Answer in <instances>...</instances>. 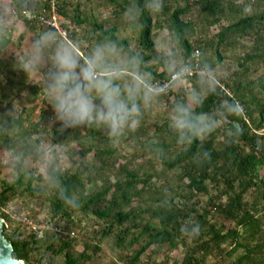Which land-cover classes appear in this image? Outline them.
I'll list each match as a JSON object with an SVG mask.
<instances>
[{
	"label": "trees",
	"instance_id": "1",
	"mask_svg": "<svg viewBox=\"0 0 264 264\" xmlns=\"http://www.w3.org/2000/svg\"><path fill=\"white\" fill-rule=\"evenodd\" d=\"M47 1L12 0V4L24 25L34 29L37 25L28 21L22 12L39 13ZM108 4L111 17L108 16L106 24L95 16L92 21L87 19L91 15L79 4L58 0L59 23L71 29L75 44L82 25L88 24L93 34L87 39V47L103 42L125 52L133 62L116 72L125 70L134 84L142 83L148 102L152 98L159 106L165 105L166 116L159 115L152 138L141 140L146 136V129L132 128L130 123L136 118L135 111L142 109L144 99L138 94L120 95L122 107L109 99L105 94L108 91L119 95L118 89L114 90L117 83L110 86L113 80L109 81L110 77L105 75L113 70L105 63L90 69L86 52L74 60L75 66L80 65L88 74L86 85L95 81L94 72L95 78L101 77L100 85L108 80L110 86L94 98L98 108L94 120L71 115L65 122L48 129L50 112L44 109L36 121L22 114L0 120V150L18 157L14 177L11 180L0 177V217L5 223L12 225L1 209L14 197L47 193L40 185L44 180L42 175L22 169L25 158L36 157L35 144L45 140L42 133L47 129L54 143L77 145L73 152L77 158L69 167L50 166L46 170V187L51 191L45 198L50 213L47 221L60 226L67 221L73 226L68 232L78 233L76 215L94 219L90 237L81 244L80 251L76 250L81 240L78 234L70 237L47 231L43 238H37L32 232L26 234L20 224L11 228L4 226L3 235L12 244V257L26 264H53L38 256L43 250L62 256V264H87L101 251L100 242L113 235L121 251L110 264H264V179H259L264 171V134L255 132L264 129V102L257 104L256 119L248 109L244 94L250 84H245L251 71L247 60L257 63L260 59L264 63V0H108ZM112 20L116 23H111ZM222 20L225 24L214 36L217 47H234L236 39L247 36L252 37L257 51V54L247 53L240 62L243 74L224 81V85L231 87L232 96L223 93L213 82L208 86L205 78L197 76L179 83L181 86L168 95L150 93L149 83L166 80L178 69H168L169 56L157 51L154 29L169 31L184 62L200 50L201 66L210 73L215 62L205 51L211 50L214 44L208 40L207 32ZM126 24L138 29L137 51L131 50L127 41L116 35L117 27ZM39 27L49 31L55 44L67 46L52 39L53 29ZM9 43V38L0 37V55ZM217 59H221L219 54ZM65 76V66L55 61L50 65L49 74L44 76L45 88L73 91L74 82L64 79ZM27 78L28 69L22 64L14 65L13 61H3L0 57V103L14 97L25 86ZM261 80L264 93V73ZM83 88L81 84L80 89ZM38 92L43 91L32 88V93ZM189 96L193 107L188 103ZM169 97L172 100L164 104V99ZM237 102L243 107L248 122L243 120ZM56 104L67 113L65 106L57 101ZM171 116L180 122L174 124ZM200 116L206 120L201 122ZM217 121L219 126L215 125ZM88 141H101L103 147H94ZM127 142L136 147L133 159L150 156L165 169H178L179 187L156 185L151 181L153 173L139 174L128 167L126 160L120 164L116 152L121 143ZM89 154L92 160L88 159ZM88 185L94 186L90 192H86ZM201 196L206 197L202 206ZM126 247H129L127 251ZM150 247L166 248L167 253L179 251L180 257L169 263L165 254L157 261L151 251L147 252ZM143 255L147 260H143Z\"/></svg>",
	"mask_w": 264,
	"mask_h": 264
},
{
	"label": "rangeland",
	"instance_id": "2",
	"mask_svg": "<svg viewBox=\"0 0 264 264\" xmlns=\"http://www.w3.org/2000/svg\"><path fill=\"white\" fill-rule=\"evenodd\" d=\"M71 4H79L80 8L87 12V19L90 21L94 20L92 16H95L96 20L102 19L108 24V16L111 17V8L108 4V0H69ZM240 2V1H238ZM71 5V7H72ZM70 10V9H69ZM253 11V9H250ZM92 17V18H91ZM111 23H116L114 20ZM225 21L222 20L220 24L212 26L208 29L207 38L213 42L212 49L205 51L207 57L214 58L215 66L209 73L211 77L220 80L221 83L235 77L238 74H243L244 70H241L240 62L245 59L246 54H257L254 51L252 37H243L236 39V45L234 47L218 46L216 45L215 35L220 29L221 25H224ZM107 26V25H105ZM117 37L118 39H125L131 50L137 51V38L138 29L132 25L118 26ZM80 38L75 44L83 56L85 53H89L87 57L88 67L90 69L94 66H100L103 63L107 64L108 68L112 69L105 75H108L110 86L113 84L115 86L114 90L118 89L119 95L114 91L104 92V88H109L108 80L104 85L101 84L99 76L96 77L94 72L92 73V78L95 80L90 84L86 85L88 74L83 71L80 65L75 66V56H80L72 47L55 44L51 40V36L48 30L41 29V27L36 26L34 29H30L24 25L23 21L17 17L14 12L12 0H0V37L9 38L10 43L1 52L0 57L3 61H13L16 65L17 62L22 64L23 68L28 69V78L25 86L18 90L14 97H7L0 103V120L14 118L19 114L28 118L31 121H36L38 115L42 109L48 110L50 112V118L47 121V128L51 129L57 126L60 122H65L71 115L78 119L87 118L94 120L96 118L97 106L95 105L94 98L102 94L116 101L117 104L122 107V97L120 95H140L143 100L142 109L135 111L136 118L130 123L132 128H145L146 136L141 137V140L150 139L154 136L155 125L159 124V115L166 116L165 105L159 106L151 98H149L144 91V86L139 81L138 84H134L133 81L128 77V73L125 70L116 72V69L122 68L123 65L127 63H132L133 60H129L127 54L123 52L120 48L107 43H100V45H89L87 42L88 37L93 34V30L88 24L82 25V30H80ZM154 40L156 49L158 52L169 56V62L167 64L168 69L175 71L184 59L179 51L175 48L174 43L171 41V36L166 28H155L154 29ZM201 34V33H199ZM93 43V41H91ZM90 48L91 51H88ZM89 49V50H90ZM200 51V50H199ZM201 55V51L199 52ZM220 55L221 59H217V55ZM55 61H60L63 63L67 70L68 78L74 82L75 89L73 91L61 92L55 89H46L44 76L49 74V68L51 64ZM247 65L251 67V71L247 73L245 84L246 86L244 92L246 96V104L248 109L253 112V116L257 119L258 114V102H264V93L261 89L262 80L261 77L264 73V63L247 60ZM161 69H159L160 71ZM116 72V73H115ZM207 85H211V79H206ZM81 84L84 86V90L80 89ZM105 86V87H104ZM181 85L178 83L173 87V90H177ZM225 86L229 89L232 94L230 86ZM37 87L42 89V93L37 94L32 93V88ZM152 93V92H150ZM154 96L158 93H152ZM166 100H172L170 97L165 98ZM59 104L67 108V113H64V109L61 110L56 104ZM188 103L193 107L192 98L188 97ZM165 104V103H164ZM66 110V109H65ZM174 124L180 122L179 119L174 117H169ZM198 119L203 122L206 120L204 116L198 117ZM216 126L220 125V122H215ZM47 129V131H48ZM47 131L42 134L45 137L40 144H35V156H29L24 159L22 163L23 171H35V175H42L44 180L41 181L40 185L44 192L36 197H14L9 203L1 209V211L7 214L11 220L12 225L5 223V226H15V224H20L25 233H31L27 226L20 221V218H27L33 223L40 224L43 221H47L50 217L48 210V202L45 200L46 196L51 192L46 187V170L50 166L56 168H67L70 166L71 162L77 158V155H73L74 150H76L77 145L74 142L67 144H56L53 142L52 138L48 137ZM145 133V132H144ZM256 133L259 135L264 134V129H257ZM35 138V137H34ZM154 140V139H151ZM88 143L92 144L94 147L102 148L103 143L94 141ZM136 147L129 145V143H121L118 146L116 154L119 156L118 162L123 164L128 161V167L134 168L139 174L153 173L154 177L151 181L156 185H163L165 187L178 188L179 182L177 181V174L179 170H168L163 167L160 162H156L150 156H142L139 158H132L133 152ZM92 158V154H89L88 159ZM92 160V159H91ZM18 163V157L12 154L10 151L0 150V177L3 179L11 180L15 175V166ZM113 180V177H111ZM36 184V183H34ZM99 183H97L98 185ZM94 189L93 185H88L86 187V192H90ZM201 206L206 201L205 196L200 197ZM76 220H78L77 234L78 238L81 239L79 244L76 246V250H82V243L88 241L87 238L90 237L91 228H93L94 219L92 217H84L81 215H76ZM49 222V221H48ZM63 226H60L65 232H68L70 227H73L69 222L65 221ZM97 228V227H95ZM87 239V240H85ZM114 236L110 235L106 239L100 242L101 251L94 257L93 261L87 264H110L112 260L116 258L118 252L121 251L120 248L116 247ZM95 242V240H94ZM150 247L151 255L157 261L164 258L167 254L168 262L170 263L174 258L180 257L179 251H172L167 253L166 248L163 249H152ZM129 247H126L127 251ZM155 252L154 253H152ZM150 253V252H149ZM146 255V254H145ZM38 256H42L44 261H51L53 264H62V256H54L48 252L41 250ZM38 258V257H37ZM143 260H147L146 256H142ZM211 260L212 258L209 257Z\"/></svg>",
	"mask_w": 264,
	"mask_h": 264
},
{
	"label": "built area",
	"instance_id": "3",
	"mask_svg": "<svg viewBox=\"0 0 264 264\" xmlns=\"http://www.w3.org/2000/svg\"><path fill=\"white\" fill-rule=\"evenodd\" d=\"M57 9L58 0H48L47 6H42L39 13H35L31 10H24L22 13L23 16L31 23L37 26H45L53 29L55 33L52 39L55 42L66 44L72 47L80 56H83L81 52L75 48V41L71 36V29L64 28L60 25ZM193 76L211 79V81L217 85L223 93L228 96H232L229 89L221 83L220 80L211 77L209 72L201 66L200 53L197 50L194 51L190 58L183 62L178 69L169 76L168 79L149 83L147 88L153 93H163L168 95L177 83L184 82L187 78ZM236 107L241 113L243 120L248 122V117L245 114L243 107L238 102L236 103ZM259 179H264V171L260 174ZM262 212H264V205L262 206ZM20 221L24 223L30 232H32L37 238H43L45 232L47 231H54L61 235H68L70 237H75L77 234L75 231L65 232L60 226L48 221L36 224L25 217L20 218Z\"/></svg>",
	"mask_w": 264,
	"mask_h": 264
},
{
	"label": "water",
	"instance_id": "4",
	"mask_svg": "<svg viewBox=\"0 0 264 264\" xmlns=\"http://www.w3.org/2000/svg\"><path fill=\"white\" fill-rule=\"evenodd\" d=\"M5 221L0 217V264H26L12 257V244L3 235Z\"/></svg>",
	"mask_w": 264,
	"mask_h": 264
}]
</instances>
